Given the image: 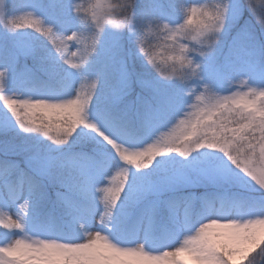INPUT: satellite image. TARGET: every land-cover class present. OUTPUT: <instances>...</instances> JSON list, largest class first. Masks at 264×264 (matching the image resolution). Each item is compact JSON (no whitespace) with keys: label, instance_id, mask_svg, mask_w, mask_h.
Segmentation results:
<instances>
[{"label":"snow or ice","instance_id":"1","mask_svg":"<svg viewBox=\"0 0 264 264\" xmlns=\"http://www.w3.org/2000/svg\"><path fill=\"white\" fill-rule=\"evenodd\" d=\"M0 264H264V0H0Z\"/></svg>","mask_w":264,"mask_h":264},{"label":"rangeland","instance_id":"2","mask_svg":"<svg viewBox=\"0 0 264 264\" xmlns=\"http://www.w3.org/2000/svg\"><path fill=\"white\" fill-rule=\"evenodd\" d=\"M15 2L19 3V2H21V0H15Z\"/></svg>","mask_w":264,"mask_h":264}]
</instances>
